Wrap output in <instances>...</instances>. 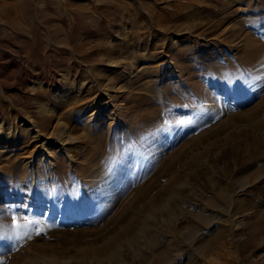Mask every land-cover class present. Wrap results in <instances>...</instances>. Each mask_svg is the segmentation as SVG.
I'll return each instance as SVG.
<instances>
[{"label":"rangeland","instance_id":"1","mask_svg":"<svg viewBox=\"0 0 264 264\" xmlns=\"http://www.w3.org/2000/svg\"><path fill=\"white\" fill-rule=\"evenodd\" d=\"M0 264H264V0H0Z\"/></svg>","mask_w":264,"mask_h":264},{"label":"bare ground","instance_id":"2","mask_svg":"<svg viewBox=\"0 0 264 264\" xmlns=\"http://www.w3.org/2000/svg\"><path fill=\"white\" fill-rule=\"evenodd\" d=\"M18 2V1H17ZM233 3V2H232ZM15 5H17L18 6V4L17 3H15ZM17 6H13L14 8L15 7H17ZM225 6V5H224ZM226 29V28H225ZM198 106H199V104H197V108H198ZM196 108V109H197ZM33 125V124H32ZM28 128V130L29 131H31V133L33 134V139L34 140H40L41 138H42V133H40L39 131H38V129L35 127V126H28L27 127ZM202 133V132H201ZM199 136H201V135H199ZM68 138H70V136H66V139H68ZM85 138V137H84ZM86 140H89L88 138H85ZM71 140H73V139H71ZM91 140V139H90ZM94 140L95 141H97V142H100V140L101 139H99V140H96L95 138H94ZM50 140L48 139V140H45V142H43V144L42 145H40V150H42L43 151V153L45 154V153H48L47 152V148H46V145H48V144H50V142H49ZM70 141V140H69ZM90 142V141H89ZM97 146V145H96ZM103 152V151H102ZM99 153V152H98ZM97 152H90V155L88 156V154H87V157L86 158H88V162L87 163H89L90 161L91 162H93L94 163V165L96 166V170L93 172V174H90V176H87L86 178H87V180H91V179H94L95 181H101L102 180V178H104V177H109V176H111V170H109V168H108V166L110 165V164H114V166H115V169L118 171V169H120V168H122L123 169V156H118V154L117 155H113L112 154V151L111 152H103L106 156H107V158L109 159V160H112V161H110V162H100V158H99V155L100 154H98ZM51 156V155H50ZM79 156L81 157V156H83V154H80L79 153ZM115 156L117 157H119L120 159H118V158H115ZM84 157V158H85ZM28 158H31V157H28ZM27 159V158H26ZM35 159V157H33V160ZM108 160V161H109ZM32 161V160H31ZM29 161H26V163H28ZM92 163V164H93ZM113 165H112V167H114ZM118 168V169H117ZM111 169V168H110ZM82 171V170H81ZM80 171V172H81ZM63 174V173H62ZM118 174V173H117ZM79 175H80V173H79ZM81 175H84L83 174V172H81ZM121 176V175H120ZM63 177V175L61 176V178ZM64 177H65V179H66V182H67V184H68V187H69V189L68 190H70V194H71V196H72V200H73V198H76L77 197V195H78V191H76L75 190V185H74V181L72 180L73 178L70 176V175H68V173L66 174H64ZM83 177V176H82ZM115 177V176H114ZM108 178H106V180H107ZM116 179V178H115ZM171 179H173V178H171ZM62 180V179H61ZM113 180V179H112ZM73 181V182H72ZM115 181V180H114ZM63 186V185H62ZM95 186V185H94ZM91 187V186H90ZM92 188V187H91ZM67 189V188H66ZM93 189V188H92ZM96 189V188H95ZM94 189V190H95ZM96 191H97V189H96ZM103 191V190H102ZM59 192V191H58ZM85 192V191H84ZM98 192H100L99 190H98ZM97 192V193H98ZM96 193V192H95ZM81 195V194H80ZM61 196V195H60ZM70 196V195H69ZM99 198V197H98ZM100 202V201H99ZM3 209V208H2ZM35 211V210H34ZM52 212V214L53 213H55L56 212V210H52L51 211ZM50 212V213H51ZM4 220V219H3ZM2 220V221H3ZM3 222H5V221H3ZM26 222V221H25ZM29 222V221H28ZM7 228H10V230L11 229H13V230H15V231H17L18 230V225H19V221L16 223V224H10L9 222H7V223H5L4 224ZM17 225V226H16ZM120 229H121V231H123V226L122 227H120ZM8 231V230H7ZM12 231V230H11ZM10 231V232H11ZM2 232V231H1ZM3 232H5V231H3ZM15 234L17 233V232H14ZM18 234V233H17ZM164 253V254H163ZM167 254H168V250H163L162 252H161V254H160V256H161V258L162 259H166V260H169V259H167L168 258V256H167Z\"/></svg>","mask_w":264,"mask_h":264}]
</instances>
